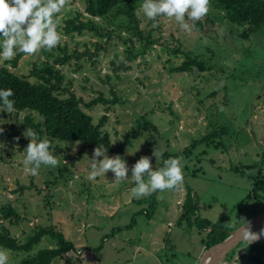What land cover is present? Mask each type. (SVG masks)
<instances>
[{"label": "rangeland", "instance_id": "1", "mask_svg": "<svg viewBox=\"0 0 264 264\" xmlns=\"http://www.w3.org/2000/svg\"><path fill=\"white\" fill-rule=\"evenodd\" d=\"M142 3L137 4V13L141 27L148 33L153 21L144 16ZM79 12L84 20L90 18L83 0H70L53 17L60 21V43L51 51L41 49L24 55L17 67L11 63L8 66L28 76L35 64L42 65L47 60L55 63L58 56L64 58L65 48L70 55L75 50L82 53L89 49L93 55L85 54L82 59L74 56L63 64L57 63V67L65 75L64 86L87 102L100 93L111 100L120 98L91 109L84 106L97 123L103 115L109 116L105 128L112 143L116 141L113 146H119L141 115L145 114L157 130H145L132 140L124 154L107 153L109 157L120 155L129 169V179L119 184L113 182L111 170L95 180L87 179L95 147L55 139L51 151L61 149L54 155L58 166L41 165L32 175L23 165L28 144L23 145L11 135L0 137V209L11 204L19 214L17 223L1 216L0 223L20 240H26L39 226L60 229L78 251L52 264H196L206 250L203 234L188 222H179L188 188L198 199V214L213 221L224 219L230 230L244 223L242 219L248 221L261 213L262 205L246 197L258 170L264 169V30L246 37L248 25L229 22L210 1L207 15L199 20L203 29H199V21L193 22L187 16L185 22L190 26L194 23L191 31L183 30L174 18L158 16L155 23L159 28L154 36L164 43L145 47L146 43L138 38L126 43L130 37L126 29L98 17L94 19L105 32L113 31L112 39H102L89 31L67 34L66 20ZM177 47L182 52L201 54L208 69L172 72L186 58L181 51H174ZM129 49L137 54L136 58L128 61L129 69L116 71ZM48 54L53 55L49 58ZM4 64L6 60L0 58V67ZM28 113L21 112L16 119L15 114L0 112V125L8 129L15 126L24 135L29 128L24 121ZM33 114L38 121L40 117ZM215 131L213 137L201 141ZM24 140L29 142L25 135ZM154 149L162 153L158 163L152 154ZM80 151V160L74 164L69 159L65 161L67 155ZM170 154L182 158L184 181L176 190L156 194L158 205L150 218L146 210L140 212L150 208L149 204L137 201L149 195L139 199L131 195V167L141 156H148L155 169L163 163L164 156L172 157ZM65 162L69 168L61 173ZM134 216L135 225L128 227ZM103 238L101 251L84 249L99 246ZM52 245L54 242L46 237L34 251ZM242 249L243 246L229 254L228 264H253L248 256L234 263ZM1 250L8 256L7 264H19L25 255Z\"/></svg>", "mask_w": 264, "mask_h": 264}, {"label": "trees", "instance_id": "2", "mask_svg": "<svg viewBox=\"0 0 264 264\" xmlns=\"http://www.w3.org/2000/svg\"><path fill=\"white\" fill-rule=\"evenodd\" d=\"M143 0H83L85 3V12L90 16L89 19L84 20L83 14L79 12L76 16L68 18L66 20L65 32L71 33H83L89 31L95 35L101 37L108 36L112 39V30L105 32L95 17L109 19L114 22L115 25L124 28L130 34V37L125 40L126 43L133 42L134 38H138L144 41L145 47L154 45L156 43L163 44L161 38H156L154 33L157 27H152L148 30V33L141 27V20L138 16V5ZM216 9L223 12V17L231 23L245 26L248 25L249 32L246 37H249L252 33H259L264 30V0H210ZM55 16V15H54ZM158 17L156 18V20ZM210 21H213V17H209ZM123 21V22H122ZM122 22V23H121ZM199 29H203V23L198 22ZM2 51V49H0ZM64 58L57 57L55 63H51L49 60L43 62L42 65H37L32 68L28 76L19 75L13 71L12 67H17L20 59L27 54H17L11 60H6V64L0 67V89H12L14 96L10 97L14 101L15 111L10 114H15L16 119L21 112L29 111L24 118L27 127L35 131L41 139L46 138L50 142L49 151L56 155L61 149L51 151V143L57 140L67 141H79L84 144V148H94L98 145H103L107 149L108 154H124L126 148L132 144V140L138 138L143 134L145 130H157L156 125L148 119L144 114L141 115L137 121V124L128 130L124 135V140L118 147H114L112 143V137L110 132L105 128L109 116L103 115L100 121L97 123L92 114L84 109V106L91 109L94 106L104 103L111 104L120 101L118 96L114 99H108L103 93L93 98L90 101H85L79 97L74 91H70L63 82L65 75L61 69L57 67V63H65L72 57L76 56L77 59H82L83 55H93L89 49L80 53L75 50L72 55L68 54L67 49H63ZM176 53L182 52L180 47L174 49ZM186 55L185 60L180 66H176L172 69V72H187L192 71L195 68L200 70H207L206 62L201 59V54H194L193 51L182 52ZM97 53H94L96 55ZM53 54H48L49 58ZM137 54L133 49H129V55L126 57L123 63L116 67V71L120 68L129 69L127 65L128 61L136 58ZM33 77V79H31ZM33 113H37L40 117L38 121L34 117ZM3 115H9L7 112H3ZM11 129L5 128L0 125V137L8 135L19 137V140L23 142V145H27L29 142L24 140V135L17 130L15 126H10ZM217 131L211 133L208 136L201 138L207 140L208 137H213ZM196 143V141H195ZM194 143V144H195ZM187 152V151H186ZM69 154L65 157V161L68 160L74 164L77 160H80L82 153ZM171 155V154H170ZM179 154L171 155L177 156ZM164 160L168 159L164 156ZM65 162L64 166L60 168V172L63 173L68 169V165ZM163 166V163L160 167ZM250 168L251 165H246ZM159 168V167H158ZM237 169V167H236ZM254 181V185L251 192L246 197V200L255 199L262 205L261 213H264V169H259ZM159 192L151 193L145 199H139L138 202L148 203L150 208H144L140 212L146 210V215L152 217L154 215V208L157 207L158 201L156 194ZM138 212V213H140ZM0 216L6 220H10L13 223L19 221V214L17 210L11 205H3L0 209ZM223 220L213 221L209 218H203L198 214V199L196 194L191 188H188L186 198L182 206V212L179 222H188L190 226H195L203 234L202 243L205 248L208 249L211 246L223 241L228 235L230 228L225 227ZM136 218L132 219L128 227L135 225ZM232 229H235L232 228ZM50 238L55 245L42 248L35 252V247L42 242L44 238ZM105 238L97 247L86 246L84 249H91L95 253L101 251L103 248ZM244 249L239 252L234 263L240 259V257L248 256L253 264H264V240L251 243L249 245L246 242L240 244ZM7 249L14 252H23L25 255L21 259L19 264H52L57 258L68 254L71 251H78L75 243L66 237V235L58 229L56 226H39L33 234L28 236L26 240H20L16 236L12 235L11 230L3 222L0 223V250Z\"/></svg>", "mask_w": 264, "mask_h": 264}, {"label": "clouds", "instance_id": "3", "mask_svg": "<svg viewBox=\"0 0 264 264\" xmlns=\"http://www.w3.org/2000/svg\"><path fill=\"white\" fill-rule=\"evenodd\" d=\"M70 0H0V58L11 60L17 51L27 55L36 54L44 49L51 51L61 41L58 31L59 19L54 20V15L65 9ZM210 0H143L141 10L144 16L153 21V27L158 16L174 18L185 31H191L193 25L185 22V17L193 22L204 18L209 11ZM123 61L124 58L120 57ZM12 89H0V112L12 113L15 111ZM3 129H0L2 132ZM24 135L29 139L25 148L26 156L23 165L26 171L36 175L41 165L56 167L57 158L49 151L50 142L41 139L38 134L27 128ZM17 140L19 137L16 138ZM116 142V141H115ZM113 142V144L115 143ZM143 143V142H142ZM79 144V143H77ZM75 151V147L73 148ZM129 152V151H128ZM134 153V152H129ZM156 163L160 161L162 153L153 150ZM100 157H103L100 159ZM88 180H95L97 176L104 175L109 170L114 174V183L119 184L129 179L128 167L120 155L109 157L107 149L98 145L93 149ZM182 158L169 157L163 160V166L153 169L150 158L141 156L131 167L130 192L133 198H142L159 190H176L182 186L184 174L182 171ZM245 221L237 229L240 240L247 245L264 236V228L259 233L251 230V223ZM229 225H225L227 227ZM234 227V225H232ZM8 256L0 250V264H7Z\"/></svg>", "mask_w": 264, "mask_h": 264}, {"label": "water", "instance_id": "4", "mask_svg": "<svg viewBox=\"0 0 264 264\" xmlns=\"http://www.w3.org/2000/svg\"><path fill=\"white\" fill-rule=\"evenodd\" d=\"M251 223V230L258 233L264 228V213H260L258 216L248 220ZM241 226V225H240ZM237 227L229 231V235L221 242L206 249L200 258L199 264H228L227 257L234 250L239 248L243 240H240V233ZM264 240V236H261L259 242ZM253 242V243H255Z\"/></svg>", "mask_w": 264, "mask_h": 264}, {"label": "crops", "instance_id": "5", "mask_svg": "<svg viewBox=\"0 0 264 264\" xmlns=\"http://www.w3.org/2000/svg\"><path fill=\"white\" fill-rule=\"evenodd\" d=\"M198 263H199V259L196 260V264H198Z\"/></svg>", "mask_w": 264, "mask_h": 264}, {"label": "bare ground", "instance_id": "6", "mask_svg": "<svg viewBox=\"0 0 264 264\" xmlns=\"http://www.w3.org/2000/svg\"><path fill=\"white\" fill-rule=\"evenodd\" d=\"M259 232H260V231H259ZM259 232H258V233H259Z\"/></svg>", "mask_w": 264, "mask_h": 264}]
</instances>
